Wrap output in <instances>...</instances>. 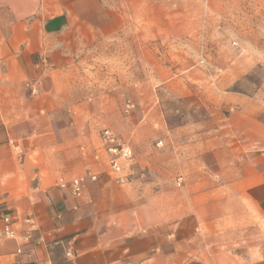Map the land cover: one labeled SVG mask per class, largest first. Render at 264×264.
Listing matches in <instances>:
<instances>
[{
  "label": "crops",
  "instance_id": "crops-1",
  "mask_svg": "<svg viewBox=\"0 0 264 264\" xmlns=\"http://www.w3.org/2000/svg\"><path fill=\"white\" fill-rule=\"evenodd\" d=\"M112 22L104 0H0V264H264V105L213 101L181 184L136 157L120 183L66 77Z\"/></svg>",
  "mask_w": 264,
  "mask_h": 264
},
{
  "label": "rangeland",
  "instance_id": "rangeland-1",
  "mask_svg": "<svg viewBox=\"0 0 264 264\" xmlns=\"http://www.w3.org/2000/svg\"><path fill=\"white\" fill-rule=\"evenodd\" d=\"M104 3L113 18L110 37L80 56L66 77L90 102L107 162L105 130L129 148L119 173L108 163L120 183L134 176L136 157L144 164L139 175L153 173L151 161L157 175L179 185L195 174V146L218 122L213 101L240 94L264 105V0Z\"/></svg>",
  "mask_w": 264,
  "mask_h": 264
},
{
  "label": "built area",
  "instance_id": "built-area-1",
  "mask_svg": "<svg viewBox=\"0 0 264 264\" xmlns=\"http://www.w3.org/2000/svg\"><path fill=\"white\" fill-rule=\"evenodd\" d=\"M102 142L106 147V151L111 156L108 159L109 167L114 173H119L121 171L120 160L129 159L130 158V150L128 147L123 146L118 143V140L115 136L108 130H105L102 133ZM95 180V178H92ZM123 182V179L120 180ZM71 191L75 196L80 195L82 191V180L75 179L72 180L71 183ZM3 220V228L0 230V242L4 239H13L14 233L11 229L10 220L8 217L2 218Z\"/></svg>",
  "mask_w": 264,
  "mask_h": 264
}]
</instances>
